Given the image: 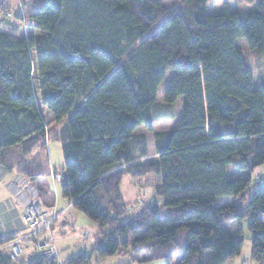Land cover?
Masks as SVG:
<instances>
[{
	"label": "trees",
	"instance_id": "1",
	"mask_svg": "<svg viewBox=\"0 0 264 264\" xmlns=\"http://www.w3.org/2000/svg\"><path fill=\"white\" fill-rule=\"evenodd\" d=\"M170 1L29 0L39 33L29 36L21 11L0 5V166L53 209L47 171L18 172L8 156L45 150L63 124L61 195L97 228L90 255L65 264L120 253L136 264H234L246 220L252 260L264 262V178L252 177L264 165V0H245L252 10ZM157 124L173 127L155 133L150 158L138 131ZM150 175L160 177L155 200L126 219L124 178ZM0 264L23 263L0 251Z\"/></svg>",
	"mask_w": 264,
	"mask_h": 264
},
{
	"label": "rangeland",
	"instance_id": "2",
	"mask_svg": "<svg viewBox=\"0 0 264 264\" xmlns=\"http://www.w3.org/2000/svg\"><path fill=\"white\" fill-rule=\"evenodd\" d=\"M29 0H0V5H4L6 8L11 11L20 10L22 15L25 18V22L22 25V31L29 36L30 34L38 35L37 31H33L28 26L27 22V13L25 8V3ZM181 0H171L168 2V5L171 9L181 8ZM213 0H209L211 2ZM239 5L244 10H252L254 9V5L248 4L245 0H239ZM7 20H13L12 15H8L6 17ZM171 74V73H170ZM65 123V122H64ZM63 124L59 125L55 131L47 137L46 149L37 148L33 151L29 156H24L21 154L20 149L16 148L9 154L10 162H14L16 164L17 171L19 170H27L32 172H43V170L47 171L49 174L50 184L52 185V189L56 192L58 196L56 208L60 210L63 208H67L66 212H58L54 207L51 210H45L43 205L44 202L41 198V191L35 183H31L28 181L26 177H23L19 173H12L16 176L15 184L13 185V189L17 194H20L19 198L26 200L28 203L23 210V214L28 205H41L42 211L50 216L52 219L51 230L50 233L55 240L58 258L65 264V261L79 256L86 255L89 256L93 247V234L96 233V226L86 218L82 213L77 212L71 206L68 207L69 202L62 198L61 195V186H59L60 182H54L57 176H61V172L63 171L64 166V158L61 150V143L56 141V138L60 137L59 133ZM173 125L170 124H157L153 127V132L149 133L145 130L141 129L138 131L139 134H144L147 140V149L150 153V158L155 157V133L156 132H164L168 129H171ZM233 128V125H222L221 129L223 131H229ZM55 140V141H53ZM50 158V159H49ZM15 167V165H14ZM0 168L5 171L1 166ZM0 169V170H1ZM240 176V173L237 172L233 166L228 167V179L235 180ZM253 180L258 181L259 178H264V165L257 168L252 174ZM160 183V177L158 175H150L147 177L133 179L131 177H125L122 185L119 190L124 199V204L127 207L128 215L126 219L130 218L133 215V212L140 208L143 203L148 202L150 200H155V192L156 187ZM58 186V187H57ZM56 196L54 197V201ZM251 198V195L248 196V199ZM159 201V200H157ZM233 202L232 198H220L219 205H229ZM43 203V205H42ZM0 205H3L6 209V213H0V221L4 223H0V231L8 232V229H11V226H15V221L13 217L15 216L16 211H21V205L18 203V200L14 197L8 196V193L2 187L0 188ZM22 214V217H23ZM4 217V218H2ZM249 220H246L242 224L243 228V236L245 238L243 249L241 254L235 258L234 264H264V262H256L252 260L251 257V234L247 229ZM7 226H10L9 228ZM23 228V223H22ZM22 228L20 230H22ZM82 232H88L90 236V240L86 241L80 237ZM14 238V237H13ZM7 245L1 246L0 251L3 250V253H8ZM24 254L19 257V261L23 264H26L29 261V255L33 252L35 248L30 244L25 245ZM178 259V258H177ZM45 262V261H43ZM46 264H50L51 262H45ZM92 264H136L133 263L128 255L120 253L117 256L110 257L104 260H97L93 257ZM151 264H164L163 262H155Z\"/></svg>",
	"mask_w": 264,
	"mask_h": 264
},
{
	"label": "built area",
	"instance_id": "3",
	"mask_svg": "<svg viewBox=\"0 0 264 264\" xmlns=\"http://www.w3.org/2000/svg\"><path fill=\"white\" fill-rule=\"evenodd\" d=\"M60 180L61 176H57L54 182H60ZM52 219L42 211L41 205L27 206L22 217V230L16 232L14 240L6 246L12 261L18 260L24 254L23 246L31 244L35 249L29 255L30 259L51 262L50 264H63L58 258L56 242L50 233ZM90 236L88 232L80 234V237L86 241L90 240Z\"/></svg>",
	"mask_w": 264,
	"mask_h": 264
},
{
	"label": "crops",
	"instance_id": "4",
	"mask_svg": "<svg viewBox=\"0 0 264 264\" xmlns=\"http://www.w3.org/2000/svg\"><path fill=\"white\" fill-rule=\"evenodd\" d=\"M61 150H62V148H61ZM15 181H16V176L14 174L6 173L2 169L0 170V188L3 187L5 189V191L8 193V196L16 198L18 200V203L21 205V211H16L15 216L13 217V219L15 221V226H11L12 228L8 229L7 233H5L4 231H2V232L0 231V241H4L6 239L13 238L15 233L18 232L22 228V214H23V210L25 209V206L27 205L28 202L24 199H20L19 198L20 194H17L15 192V190L13 189V185L15 184ZM57 200H58V196L56 195V204H57ZM68 207H70V203L68 204ZM56 210L58 212H62V213L68 211L67 208L66 209L63 208L61 210L59 208H56ZM0 213H2V214L6 213V209L3 205H0ZM2 218H4V217H2ZM0 223L4 225L3 222L0 221ZM7 227L9 228L10 226H7ZM2 251L3 250H1V252Z\"/></svg>",
	"mask_w": 264,
	"mask_h": 264
}]
</instances>
